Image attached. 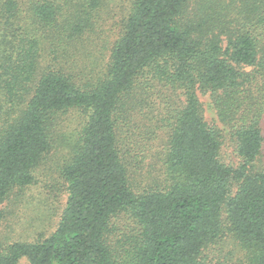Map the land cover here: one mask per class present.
Segmentation results:
<instances>
[{
	"label": "trees",
	"instance_id": "16d2710c",
	"mask_svg": "<svg viewBox=\"0 0 264 264\" xmlns=\"http://www.w3.org/2000/svg\"><path fill=\"white\" fill-rule=\"evenodd\" d=\"M106 2L0 0V216L65 194L0 264H264V0Z\"/></svg>",
	"mask_w": 264,
	"mask_h": 264
},
{
	"label": "rangeland",
	"instance_id": "374dc122",
	"mask_svg": "<svg viewBox=\"0 0 264 264\" xmlns=\"http://www.w3.org/2000/svg\"><path fill=\"white\" fill-rule=\"evenodd\" d=\"M128 1L129 0H107L106 5L109 6L108 9H110L111 11L115 10L118 15H115L114 18L109 19V21L105 23L104 28L106 32L111 29V26L115 22H117V24L112 29H115L118 26L119 20L121 18L120 16H122V12L125 10V5L129 4ZM114 33L115 31L113 32V34ZM105 46L106 44L102 43L99 53L100 61L102 59V56L107 54L104 51ZM201 98L207 108V120L210 123H218L215 113L212 112L208 105V97L202 96ZM70 125L72 128H78V126L80 127V123L77 119L71 122ZM63 157L64 153L59 152L58 150L52 151L48 157V161L46 162V164L38 169L37 173L39 182H37L36 185L32 186L30 190L26 191V195L22 201H18L16 203H7L4 206L5 214H3V216H0L1 241L11 242L16 239L30 240V238H35L37 234H48L55 228L58 222L57 214H60L61 209L65 203V194L62 193L60 202L51 199V201L54 202V204H52L51 206H44L45 203L42 204L41 200H44L46 198L45 194L47 179L50 182L56 183L55 187L58 186L59 182L62 183L58 171L61 166ZM50 197L52 198L54 196H48V198ZM21 264H27V261L23 259Z\"/></svg>",
	"mask_w": 264,
	"mask_h": 264
}]
</instances>
